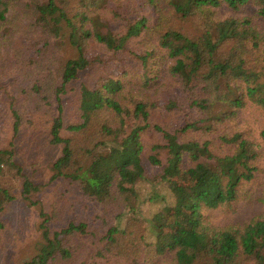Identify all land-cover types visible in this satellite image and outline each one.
Segmentation results:
<instances>
[{
	"label": "trees",
	"instance_id": "obj_1",
	"mask_svg": "<svg viewBox=\"0 0 264 264\" xmlns=\"http://www.w3.org/2000/svg\"><path fill=\"white\" fill-rule=\"evenodd\" d=\"M223 4L256 18L219 17ZM2 91L0 248L16 193L32 205L42 189L14 138L36 112L60 146L22 264H264V214L224 226L208 214L264 202V0H0ZM248 109L254 128L239 122ZM165 193L173 202L145 216Z\"/></svg>",
	"mask_w": 264,
	"mask_h": 264
},
{
	"label": "rangeland",
	"instance_id": "obj_2",
	"mask_svg": "<svg viewBox=\"0 0 264 264\" xmlns=\"http://www.w3.org/2000/svg\"><path fill=\"white\" fill-rule=\"evenodd\" d=\"M138 1V0H137ZM218 16L223 17L227 15H252L255 17L254 8L252 6H247L239 12H232L224 4L218 9ZM4 52L6 47L1 48ZM11 53L14 47L11 49L7 48ZM6 74H3L5 76ZM14 76L5 77V83L13 81ZM8 96L7 93L2 91L0 93V146H8L9 141L12 139L11 131V119L7 113L8 108ZM41 108L48 107L45 103L40 104ZM73 108H69L65 124L69 123L73 119ZM45 109H42L38 113H44ZM252 111L248 109L245 111L246 116L244 119H239V122L247 123L251 127L258 125L259 120L262 116L251 115ZM30 115L31 123L37 122L36 125L33 124L35 129L28 127L26 124L21 131L14 138V147L17 152L16 158L25 165L26 172L30 175V178L37 184L41 185V191L37 192L33 197L37 201L35 204H27L21 198L19 192L16 193V198L7 207L5 217L8 221L7 232L4 237L3 244L0 248V264H22V262L28 259L34 254L38 242L41 240V233L39 228L40 211H47L49 209L50 202L52 201L53 194L56 190L57 182H52L46 184L49 174L50 165L53 159L59 154L60 146L51 145L48 143V137L43 130V121L36 112ZM38 118V119H37ZM33 120V121H32ZM36 120V121H34ZM28 121V123L30 122ZM150 172L157 171L158 168H152L148 166ZM179 183H190V179L187 175L179 174L175 175ZM46 184V185H45ZM138 185V184H137ZM163 190L165 184H159ZM142 189V198L145 197L146 191L143 190V186L139 185ZM145 191V192H144ZM167 191V188H166ZM164 192V191H163ZM173 202V197L165 193V199L161 202L151 203V201H145L142 206V213L145 216H149L156 208H160L164 204H171ZM210 220L215 225L224 226L229 223L242 222L255 215L264 214V202H247L238 201L235 210L231 213H224L221 210H210L208 212ZM169 221L173 220V216L169 215ZM88 245L90 251L95 250L102 244V240L97 238H84ZM5 242V243H4Z\"/></svg>",
	"mask_w": 264,
	"mask_h": 264
}]
</instances>
